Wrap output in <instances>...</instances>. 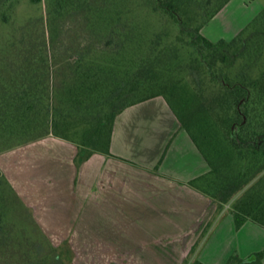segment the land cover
Wrapping results in <instances>:
<instances>
[{
	"label": "rangeland",
	"instance_id": "1",
	"mask_svg": "<svg viewBox=\"0 0 264 264\" xmlns=\"http://www.w3.org/2000/svg\"><path fill=\"white\" fill-rule=\"evenodd\" d=\"M224 1H189L188 18L202 25V33L215 42L234 39L264 10L263 7L249 19L259 7L258 2L236 0L230 4L233 0H229L221 5ZM1 18L0 15V161L12 171L17 158H13V151L52 136L46 123L35 125L30 136L17 131L13 135L8 113L13 91L15 95L20 86L26 87L31 81L35 84L38 79L60 85L70 76L68 65L75 62L71 57L87 50L92 54L104 49L117 51L133 37L141 38L145 46L154 38L157 51L166 53L160 56L161 64L186 62L194 53L188 38L180 41L181 28L155 0L76 1L58 13L48 0H19L8 14V21ZM42 49L58 56L49 73L48 62L40 59ZM15 81L18 86L13 90ZM88 127L79 126L75 139L80 140ZM193 131L199 133L198 128ZM52 157L44 162L47 167L41 162L40 169L22 165L20 176L15 172L19 186L39 204L38 211L21 198L13 178L6 175L5 166H0L7 178L6 181L0 176V264H183L196 243L199 245L191 254L193 259L227 264L234 254L247 259L264 249V233L250 228L242 233L241 228L235 232L230 229V204L198 233L191 224L181 222H166L158 228H133L129 227L131 222L115 228L96 222L90 207L81 210L74 202V194L62 179L66 170ZM22 164L26 165L24 161ZM198 185L202 188L207 184L200 181ZM119 234H124V241Z\"/></svg>",
	"mask_w": 264,
	"mask_h": 264
},
{
	"label": "trees",
	"instance_id": "2",
	"mask_svg": "<svg viewBox=\"0 0 264 264\" xmlns=\"http://www.w3.org/2000/svg\"><path fill=\"white\" fill-rule=\"evenodd\" d=\"M76 1L88 0H48L56 13ZM155 1L181 28L180 41L188 38L194 49L188 61L161 64L165 52L157 51L154 38L147 46L133 37L117 51L87 50L71 57L75 62L68 65L70 76L60 85L38 79L20 86L15 95L13 91L8 113L12 133L30 136L35 125L46 123L49 135L77 146V166L96 153L119 158L111 150L118 115L138 103L164 97L210 165L207 174L188 185L215 202L217 215L230 204L237 229L248 221L264 227V10L234 39L215 42L202 33V25L188 18L190 0ZM18 2L0 0L3 21H8ZM41 58L48 62L49 73L58 56L42 49ZM83 125L89 127L76 140L75 130ZM0 176L7 181L1 168ZM200 181L207 185L201 188ZM190 255L183 264H206ZM263 260L264 249L247 259L234 254L227 264Z\"/></svg>",
	"mask_w": 264,
	"mask_h": 264
},
{
	"label": "crops",
	"instance_id": "3",
	"mask_svg": "<svg viewBox=\"0 0 264 264\" xmlns=\"http://www.w3.org/2000/svg\"><path fill=\"white\" fill-rule=\"evenodd\" d=\"M251 1L258 2L259 7L249 19L264 7V0ZM111 150L119 158L96 153L77 166V146L50 136L13 151V158L17 157L13 171L2 161L0 166H5L6 175L13 178L21 198L38 211L39 204L19 186L17 174L20 176L21 169L24 166L28 169L31 164L33 170L40 169L41 162L47 167L44 162L53 155L66 170L61 175L74 194V202L81 210L90 207L95 213L94 221L115 228L129 225L127 222L133 228H158L166 222L175 225L181 222L191 224L198 233L217 213V205L209 196L188 185L189 181L207 174L210 165L164 97L138 103L119 114ZM228 222L235 232L233 215ZM247 228L264 233V227L252 221L246 222L239 233ZM124 234H119L120 239Z\"/></svg>",
	"mask_w": 264,
	"mask_h": 264
}]
</instances>
